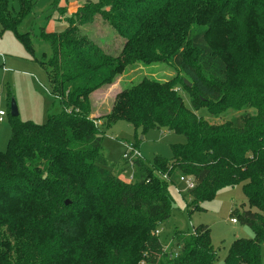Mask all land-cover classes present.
<instances>
[{"label": "trees", "instance_id": "1", "mask_svg": "<svg viewBox=\"0 0 264 264\" xmlns=\"http://www.w3.org/2000/svg\"><path fill=\"white\" fill-rule=\"evenodd\" d=\"M19 3L16 17L0 0V25L30 47L28 32L16 30L29 10ZM74 3L77 24L38 35L51 47L42 65L58 112L44 124L10 116L0 152V264H215L208 226L175 231L167 251L154 234L173 211L168 177L176 170L193 180L187 197L194 211L241 184L249 209L232 210V219L254 235L235 239L223 264H262L264 0H95L72 13ZM98 20L121 40L116 54L84 31ZM156 63L174 75L123 86L101 118L180 133L186 143L172 146L170 162L125 161L132 168L125 182L102 152L90 95L136 64ZM202 108L212 122L196 114ZM231 111L240 114L215 122Z\"/></svg>", "mask_w": 264, "mask_h": 264}, {"label": "rangeland", "instance_id": "2", "mask_svg": "<svg viewBox=\"0 0 264 264\" xmlns=\"http://www.w3.org/2000/svg\"><path fill=\"white\" fill-rule=\"evenodd\" d=\"M25 1L29 5V10L22 16L16 30L20 34L28 32L30 47L23 45L15 32L3 30L0 25V110L5 113L3 121L0 122V152L7 150L11 136L9 114L11 102L16 106L20 121L35 124H44L49 114H55L59 110L58 103L50 95L49 81L42 65L51 56V47L38 38L40 29L55 33L65 31L77 24V18L69 12V5L76 1L85 3L95 0H69L67 3L58 0L59 10L53 7V0ZM7 6L12 16L18 17L21 13L19 0H7ZM83 28L104 51L111 54L119 51L121 40L99 20ZM173 75V70L164 63L136 64L121 74L113 85L90 95L91 117L98 119L96 124L102 135V152L110 165L120 174V179L125 182H129L132 177V168L126 167V160L123 158L127 145H134L141 159L147 163L152 164L157 157L170 162L173 158L172 146L185 144L186 138L183 134L164 129L135 128L123 119L107 125L101 117L110 111L116 94L123 86H129L143 77L166 80ZM180 94L185 107L191 110L188 95L182 90ZM196 114L209 122L213 121L204 108L198 110ZM239 114L231 111L215 122H225ZM180 177L187 175L176 170L168 177L171 180L168 192L173 202V211L170 218L161 223L159 239L162 244H166L172 239L175 231L192 232L193 228L199 225L208 226L210 242L217 253L215 264H223L227 251L235 239H251L254 235L249 227L239 221L231 222V219L236 217L235 214H231L232 210L241 212L249 209L241 184L218 190L212 199L199 205L202 210L198 208L194 211L189 206L187 197L189 190L185 182L180 181ZM172 243L173 241L171 245ZM261 260L264 264V248Z\"/></svg>", "mask_w": 264, "mask_h": 264}, {"label": "built area", "instance_id": "3", "mask_svg": "<svg viewBox=\"0 0 264 264\" xmlns=\"http://www.w3.org/2000/svg\"><path fill=\"white\" fill-rule=\"evenodd\" d=\"M4 116H5V113L2 110H0V121H2V119H3ZM138 156H139L138 150L134 147V145L129 144V145L126 146V151L123 154V158L126 160V162H128L131 165L132 164V161L134 159H136ZM180 181L181 182H185L186 187H187L188 190H192L194 188V183H193V180H192L191 177H189V176H187V177H180ZM231 222L232 223H236V220L235 219H231ZM161 231L162 230L160 228H157V230L155 231L154 234L157 237H159ZM171 241L172 240H169L168 243L163 244L164 251H167L168 250L169 245H171ZM175 256H177V254H174V257ZM141 264H143V263H141Z\"/></svg>", "mask_w": 264, "mask_h": 264}, {"label": "water", "instance_id": "4", "mask_svg": "<svg viewBox=\"0 0 264 264\" xmlns=\"http://www.w3.org/2000/svg\"><path fill=\"white\" fill-rule=\"evenodd\" d=\"M82 6H83V3H79V2L74 3V6H73L74 9H73L72 13H74L79 7H82ZM186 85H187V87L190 86L187 83H186ZM10 116L11 117H18V111L16 109L14 102H11V105H10ZM68 204H69V202L66 201L65 205H68Z\"/></svg>", "mask_w": 264, "mask_h": 264}, {"label": "crops", "instance_id": "5", "mask_svg": "<svg viewBox=\"0 0 264 264\" xmlns=\"http://www.w3.org/2000/svg\"><path fill=\"white\" fill-rule=\"evenodd\" d=\"M76 2H79V1H76ZM85 2H86V1H85ZM82 3H84V1H83ZM2 59H3V56H2ZM2 121H3V119H2ZM2 121H0V122H2Z\"/></svg>", "mask_w": 264, "mask_h": 264}]
</instances>
